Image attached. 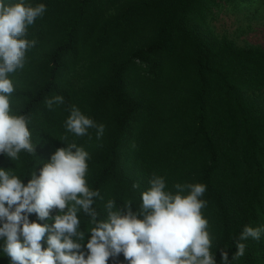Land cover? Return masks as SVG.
Instances as JSON below:
<instances>
[{
  "label": "trees",
  "instance_id": "trees-1",
  "mask_svg": "<svg viewBox=\"0 0 264 264\" xmlns=\"http://www.w3.org/2000/svg\"><path fill=\"white\" fill-rule=\"evenodd\" d=\"M30 2L46 11L28 27L36 45L24 68L10 74V108L28 117L34 156L0 154V168L38 174L41 161L76 143L89 153L86 180L103 197L94 205L101 219L108 199L135 210L153 174L173 192L177 183L205 184L212 251L217 264L220 250L231 259L242 228L264 225V48L218 35L211 22L227 8L261 10L264 0ZM56 95L63 103L47 107ZM73 105L104 125L102 136L66 130ZM80 218L82 231L90 227ZM245 243L231 264H264V236ZM108 264L127 261L121 254Z\"/></svg>",
  "mask_w": 264,
  "mask_h": 264
},
{
  "label": "clouds",
  "instance_id": "clouds-1",
  "mask_svg": "<svg viewBox=\"0 0 264 264\" xmlns=\"http://www.w3.org/2000/svg\"><path fill=\"white\" fill-rule=\"evenodd\" d=\"M45 11L43 3L0 0V154L13 162L21 152L34 156L35 145L27 115L11 111L15 86L10 74L24 68L27 51L36 45L27 39L28 27ZM63 100L56 95L46 105L52 108ZM65 128L89 138V129H95L97 139L104 132L103 124L75 105ZM64 145L39 163L38 174L34 168L25 175L26 183L16 164L15 169L0 168V256H7L9 264H108L110 257L121 254L127 264H217L202 213L205 184L177 183L173 192L163 176L153 174L135 210L130 202L118 207L108 199L101 219L94 205L103 197L86 180L89 153L74 142ZM31 214L37 219L30 220ZM81 214L90 225L83 231ZM262 236L264 225H245L236 252L229 259L227 251L220 250L219 264L244 256L245 242Z\"/></svg>",
  "mask_w": 264,
  "mask_h": 264
},
{
  "label": "rangeland",
  "instance_id": "rangeland-1",
  "mask_svg": "<svg viewBox=\"0 0 264 264\" xmlns=\"http://www.w3.org/2000/svg\"><path fill=\"white\" fill-rule=\"evenodd\" d=\"M211 24L218 35H227L239 44L264 48V8L257 10L251 6L234 14L228 8L217 11Z\"/></svg>",
  "mask_w": 264,
  "mask_h": 264
}]
</instances>
